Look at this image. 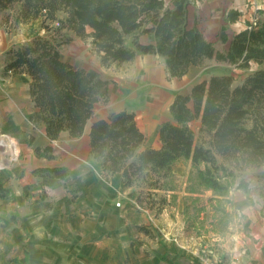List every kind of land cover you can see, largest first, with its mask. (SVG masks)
Listing matches in <instances>:
<instances>
[{
  "label": "trees",
  "instance_id": "16d2710c",
  "mask_svg": "<svg viewBox=\"0 0 264 264\" xmlns=\"http://www.w3.org/2000/svg\"><path fill=\"white\" fill-rule=\"evenodd\" d=\"M194 1L0 0L6 31L36 19L44 30L9 49L12 59L6 69L29 75L30 97L52 141L61 132L82 135L95 114L96 102L106 98L108 89L100 71L74 67L61 58L60 46L69 39L61 33L63 29L89 38L102 66L152 53L163 58L173 77L206 58L243 70L239 82L232 73L212 74L195 81L187 93H176L169 106L172 119L159 126L157 148L144 145L146 136L131 111L112 110L91 121L89 152L94 160L106 175L122 174L124 187L136 189L134 206L142 208L145 202L156 215L171 202L172 167L179 159H190L196 183L217 194L228 192L229 179L236 174L237 186L246 190L245 171L264 164V16L245 19V26L230 37L223 26L218 39L228 44L219 50L198 29L195 19L190 22L189 7ZM240 15V10L229 9L225 21L233 23ZM53 21L56 26L50 25ZM142 34L148 42H140ZM128 35L130 44L125 41ZM194 122H198L196 128ZM50 150L51 146L44 147ZM33 171L61 179L69 174L65 165ZM11 193V187L0 180V198ZM139 228L148 232L144 225Z\"/></svg>",
  "mask_w": 264,
  "mask_h": 264
},
{
  "label": "crops",
  "instance_id": "0c3cea01",
  "mask_svg": "<svg viewBox=\"0 0 264 264\" xmlns=\"http://www.w3.org/2000/svg\"><path fill=\"white\" fill-rule=\"evenodd\" d=\"M261 2L264 4V0ZM193 4L190 6L193 7ZM230 9L238 8L230 7ZM228 10L229 8L226 9L220 21L214 23L211 29L214 33L213 37L205 34L206 27H204V22L201 21L198 11L194 10L195 12L190 15L189 10L190 22L192 23L195 19L198 29L219 50L228 44L218 39V34L223 26H227L225 32L228 33L229 37L235 30L238 31L245 26L232 30L230 27L232 23L225 21ZM32 36L19 42L14 41L11 33L6 31L4 25L0 24V180L4 181L5 185L10 186L12 190L11 195L0 198V202L5 201L6 198H20L22 194L27 196L30 194L29 192H33L35 189L40 191L41 185L46 187L47 184L60 185V182L61 184L62 182L70 184L69 182L76 181L89 186L101 198V210L105 221L104 225L102 224L103 227L99 228L112 230L110 237H106L102 241L103 256L108 258V261L106 260L108 263L264 264V164L247 170L248 172L253 171L252 174L255 176L250 173V176L245 179L246 190L237 186L239 179L233 182L226 194H217L211 189H202V191L212 192L209 197L215 207L210 211L211 214L213 213L212 216L216 217V213L220 211L222 215L226 214L228 219L226 222L228 231L225 239L223 238L224 240L219 231L216 229L209 230L222 241L220 240L214 248L213 240L210 243L212 248L208 247L207 249L205 241L201 237L205 236L204 232L200 231V227L204 226L202 213L206 211L205 207L201 205L197 207V221H194L192 228H189L188 223L185 225L183 207L185 206L184 209L187 210V203L180 205L182 206L181 211L180 209L168 210L167 221L164 220L162 223V220H158L155 214L154 218H150L152 220L150 226L145 225L147 224L144 221L145 216L142 215L141 217L134 211L136 208L138 210H143V208L135 207L134 203L130 204L134 201L132 198L128 207L123 209L117 207L112 200L116 191L127 193L135 187H124L120 173L105 175L97 160H94L89 152L88 131L93 118L96 116L104 117L109 111L113 110L114 112L122 109L134 113L138 127L146 136L144 145L159 147V126L163 121L172 119L169 106L173 102L175 94L187 93L190 86L195 82L192 81L189 87L183 88L181 80L187 79L189 70L197 65L190 66L182 76L173 77L169 76L163 58L158 54L138 53L130 61L109 66H102L98 57L96 63L88 65L84 63L75 66L70 59L63 57L60 51L61 58L72 66L94 68L100 71L101 76L108 80V89L106 98L96 102L95 114L87 121L82 135L71 137L66 132H61L58 138L52 141L47 138L44 123L40 119L41 114L30 97L29 75L24 72L14 73L6 69V64L12 59L11 51L8 52L9 49ZM128 36L131 37V35ZM139 40L142 43L149 41L145 34L140 35ZM214 41L219 42L221 48H217ZM158 60L163 62L159 67L155 65V61L158 62ZM252 65L254 66L252 68H257V64L252 63ZM204 78L206 77L198 80ZM197 123L194 122L192 127L196 128ZM10 143L13 147L10 146ZM46 146H51V150L44 151ZM88 160L93 161V164L89 163ZM181 161H187V167L185 165L178 166ZM53 165L67 166L69 174L61 179L38 176L33 173L37 167ZM188 168H192L190 159H179L172 167L173 174H179L178 172L183 174L186 171V175H188L190 174ZM187 172L189 173L187 174ZM185 180L190 182L189 175ZM34 183H36L35 186ZM200 192L186 191L183 194L186 198L199 201L201 200ZM45 194H40L44 195V198H41L36 193L38 204L35 206H40L39 201L45 199ZM183 194L178 200L182 199ZM34 197L32 196V198ZM62 199L61 204L69 208L68 197L64 196ZM141 225H144L148 232L140 229L139 226ZM83 228L93 230L90 225ZM132 229L133 231H131ZM69 230H72L70 225ZM126 231H129L130 234L135 233V236H142L144 243L148 244L147 248L150 250V254L144 253L145 244L143 242L136 245H133L132 242L126 244L124 239ZM151 232L156 237L167 234L168 240L153 242L152 239H149L150 241H148L147 238L153 235ZM126 255L129 257L128 261H125ZM118 257H122V263L119 262Z\"/></svg>",
  "mask_w": 264,
  "mask_h": 264
},
{
  "label": "rangeland",
  "instance_id": "374dc122",
  "mask_svg": "<svg viewBox=\"0 0 264 264\" xmlns=\"http://www.w3.org/2000/svg\"><path fill=\"white\" fill-rule=\"evenodd\" d=\"M193 5V7H189L190 15L198 11L201 17L200 19L201 21L203 20L204 27H206L205 34L212 37L214 33L211 29L214 23L220 21L226 9H230V7L238 8L241 11L240 18L230 26L232 30L244 26V19L254 20L255 17L264 16V4L261 0H195ZM258 9H263V12H258ZM49 23L50 25L56 26V22L54 21ZM0 24H2L1 19ZM8 32L11 33L14 41L17 42L38 32L44 34V30L40 28L39 19L19 24ZM61 33L69 37L67 42L60 46L63 57L70 59L75 66L84 63L85 65L96 63L98 56L93 51L89 38H81L72 31H67L66 29L61 30ZM130 40V36H127L125 39L127 44H130ZM214 42L217 48H221L219 42ZM161 63L163 62L160 60H158V62L155 61L157 67L161 66ZM252 67L254 66L252 65ZM224 73H232L235 77V82H239L244 74L242 69L235 68L228 63L206 58L201 65L192 67L189 70L187 79L181 80V84H183V88L189 87L192 81H196L203 77L207 78L212 74ZM10 146L13 147L11 143ZM88 162L93 164L91 160H88ZM186 163L187 161H181L178 163V166L185 165L187 167ZM188 169L191 175L188 174L189 172H187V174L191 182H186L185 180V178L188 177L186 171L183 174L180 172H178L179 174H175L172 182L173 190L169 191V197L172 195L170 197L171 202L156 216L158 220H162L161 222L163 223L166 217L168 218V210L176 211L180 209L181 211L182 206L180 205L187 203V210L184 209V206V212H182L185 214V225L188 223L189 228H192L194 221H197V207H200V205L205 207L206 211L202 213V217H204L202 218L204 219L202 223L204 226L202 228L200 227V231H203L205 236L201 237L204 239L207 249L212 246L210 243L213 242V240L214 248H216V244L220 242L221 238L225 239L227 236V215H222V213L218 211L216 217L212 216L213 213L211 214L210 211L215 208L214 204H212L213 201L209 199L212 192L202 191L204 188L198 185L193 178L195 177L193 175V172L195 174V170L192 168ZM245 173L244 178H248L250 176L249 174H252L253 171H245ZM236 179H239V174H236L235 177L229 180H231L233 184V181ZM69 183L70 184H66L62 182L61 184L60 182V185L47 184L46 187L41 185L40 191L35 189L33 192H29L30 194L27 196H23L24 194H22V196H20V198L22 197L21 199L18 197L14 199L12 195V198H6L5 201L0 202V264H112L111 262H106L108 258L103 256L102 241L106 237H110L112 230L109 231L99 228L103 227L105 221L104 214L101 210V198L85 184H80L76 181ZM35 185L36 183H34V186ZM190 185L191 189L188 188ZM192 189L194 191H201L199 193L201 200L197 201L196 199L184 197L185 194H183V192ZM135 192V188L127 193L116 191L112 200H114V204L117 207H121V209L126 208L131 198L134 200ZM36 193L39 195L46 193L45 199L39 201L40 206H35L38 204ZM181 194H183L181 197L182 199L178 200ZM32 196L35 197L32 198ZM64 196H67L70 201V204H68L70 205L69 208L61 204ZM116 202H119L120 205L116 204ZM132 203H134V201L130 202V204ZM141 206L143 210H138L136 208L134 211L137 215L140 214L141 217L144 215V221L147 223L145 225L150 226L151 219L155 217L154 211L148 209L146 207L147 203L145 202ZM161 215L163 216L161 217ZM69 225L72 227L71 231L69 230ZM86 225H90L93 230H85L83 227ZM210 229L219 231L221 233V238H216L214 234L209 232ZM131 231H133V229ZM126 232L124 237L126 244L130 242H132L133 245L140 242L144 243V238L142 236H135V233L130 234L129 231ZM147 239L148 241L152 239L153 242L168 240L167 234L158 237L153 234ZM144 244V253L149 255L150 250L147 248L148 244ZM125 257H127L125 261H128L129 257L127 255ZM118 258L119 262L122 263V257Z\"/></svg>",
  "mask_w": 264,
  "mask_h": 264
},
{
  "label": "built area",
  "instance_id": "2783aa9c",
  "mask_svg": "<svg viewBox=\"0 0 264 264\" xmlns=\"http://www.w3.org/2000/svg\"><path fill=\"white\" fill-rule=\"evenodd\" d=\"M55 25H57V23H55ZM116 204L120 205V203H119V202H116Z\"/></svg>",
  "mask_w": 264,
  "mask_h": 264
}]
</instances>
